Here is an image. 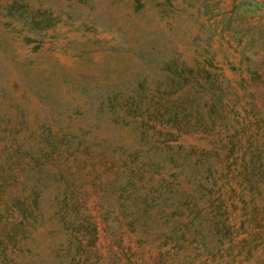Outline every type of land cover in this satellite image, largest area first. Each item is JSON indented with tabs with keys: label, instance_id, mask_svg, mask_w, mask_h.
Masks as SVG:
<instances>
[{
	"label": "trees",
	"instance_id": "trees-1",
	"mask_svg": "<svg viewBox=\"0 0 264 264\" xmlns=\"http://www.w3.org/2000/svg\"><path fill=\"white\" fill-rule=\"evenodd\" d=\"M5 10L28 30L49 22L26 2ZM178 64L164 62L167 75L154 87L137 74L125 90L98 93L95 108L80 103L30 130L25 119L2 122L0 264H264V75L248 65L261 94L243 87L227 95L208 70L202 83L199 67ZM83 117L92 123L75 132ZM108 124L133 127L137 137L128 144L102 135ZM193 132L204 135L201 145L178 142ZM93 184L106 186L113 219L90 207L85 186ZM104 232L134 256L108 259ZM45 233L47 255L27 258ZM139 248L148 258L136 256Z\"/></svg>",
	"mask_w": 264,
	"mask_h": 264
},
{
	"label": "rangeland",
	"instance_id": "rangeland-1",
	"mask_svg": "<svg viewBox=\"0 0 264 264\" xmlns=\"http://www.w3.org/2000/svg\"><path fill=\"white\" fill-rule=\"evenodd\" d=\"M15 1L47 13L49 22L28 30L5 15V6ZM164 62L199 67L198 78L208 70L226 94L243 87L261 94L264 77L251 83L247 66L264 75V0H0V135L6 120L14 126L25 119L30 130L51 122L54 114L68 117L75 106L82 108L80 103L95 108L102 99L98 93L125 90L137 74L154 87L153 79L167 75ZM84 87L92 95L82 94ZM74 121L75 132L92 123L86 117ZM132 128L108 124L101 133L129 144L137 137ZM203 136L181 134L178 142L201 145ZM85 189L93 211L113 219L106 186ZM43 196L50 204L53 188ZM37 240L38 252L26 253L27 258L47 255L48 234ZM101 243L108 259L124 262L134 256L123 253L108 232L101 233ZM137 250V257L150 255L147 249Z\"/></svg>",
	"mask_w": 264,
	"mask_h": 264
}]
</instances>
